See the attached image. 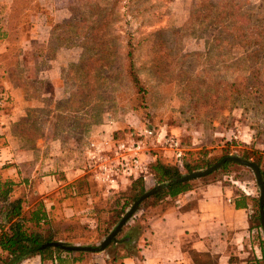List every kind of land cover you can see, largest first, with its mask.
I'll return each instance as SVG.
<instances>
[{
	"label": "rangeland",
	"instance_id": "1",
	"mask_svg": "<svg viewBox=\"0 0 264 264\" xmlns=\"http://www.w3.org/2000/svg\"><path fill=\"white\" fill-rule=\"evenodd\" d=\"M33 1L17 0L10 16L13 44L4 56L7 66L15 61L18 27L29 22L25 12ZM38 1L48 12L47 33L71 94L64 101L70 114L54 116L47 127L34 123L29 128L32 137L47 129L53 133L72 126L79 131L84 124L114 123L123 132L117 139H132L138 130L152 128L155 137L145 141V154L165 158V164L178 162L164 145L165 138L173 137L185 146L184 163L202 167L192 172L228 156L251 161L264 172V0ZM4 10L0 5L1 19ZM5 36L0 29V38ZM5 88L0 83L9 104ZM44 116L41 120L48 118ZM172 158L176 161L169 163ZM189 173L181 168L182 176ZM216 180L237 182L260 195L254 170L236 162H226L191 185ZM159 185L152 182L146 189ZM107 198L97 191L98 227L59 223V234L35 231L52 235L54 242L100 247L117 227L118 213L130 196L114 193ZM130 232L123 229L117 241ZM108 248L114 251L117 246Z\"/></svg>",
	"mask_w": 264,
	"mask_h": 264
},
{
	"label": "crops",
	"instance_id": "2",
	"mask_svg": "<svg viewBox=\"0 0 264 264\" xmlns=\"http://www.w3.org/2000/svg\"><path fill=\"white\" fill-rule=\"evenodd\" d=\"M16 2L0 0L5 6L0 29L6 32L0 38V83L10 96V103L0 113L1 179L16 184L12 199L24 200L26 215L41 209L44 212L40 228L30 225L32 230L58 233L59 223H80L93 229L101 224L96 215L97 191L105 198L128 192L135 179L121 178L114 188L102 183L96 170L87 168L84 146L87 139L107 140L120 128L114 123L84 124L79 131L67 126L31 136L29 128L34 123L47 127L54 116L70 114L64 101L71 93L65 88L64 66L53 54L54 43L47 33L48 12L37 6L38 0L25 12L29 22L18 27L21 39L15 61L11 67L4 64L13 44L10 16L15 13ZM17 72L18 83L14 81ZM42 115L48 118L41 120ZM143 158L150 168L155 155L147 153ZM174 161L172 158L169 163ZM152 182L150 179L144 184L147 187ZM260 206L256 190H245L237 182H197L176 197L140 206L134 220L124 227L130 234L115 243L114 251L62 250L49 259L37 255L21 264H264V260L254 263L258 241L264 240ZM259 244L262 254L264 246Z\"/></svg>",
	"mask_w": 264,
	"mask_h": 264
},
{
	"label": "trees",
	"instance_id": "3",
	"mask_svg": "<svg viewBox=\"0 0 264 264\" xmlns=\"http://www.w3.org/2000/svg\"><path fill=\"white\" fill-rule=\"evenodd\" d=\"M123 132L115 134L121 137ZM187 155L183 160L176 162L175 165L165 164L160 159H156L155 163L150 166V173L152 174L153 184H164L163 190L157 192L155 195L146 200L141 207L156 204L166 197H176L187 190L192 185L191 182H177L176 179L181 177V168L188 172L200 169L202 167L188 166L185 161ZM264 178V172L262 171ZM218 181V180H216ZM220 181V180H219ZM12 181H4L0 178V264H21L24 260L33 257L41 256L43 259H49L54 252H62L59 248L45 247L46 244L54 242L52 235L45 236L43 232L32 230L30 225L38 227L41 219L45 217L44 212L41 210L34 211L30 216L24 212V200L12 199V192L15 187ZM147 192L144 180L135 179L131 184L128 192H119L122 196H130L127 202H124L120 212L118 213V220L116 225L119 224L122 217L126 214L127 210L136 202L143 194ZM127 193V194H126ZM117 194V193H116ZM134 219L132 218V221ZM109 231L107 232V234ZM68 246L73 245L72 242L65 239H58ZM57 241V240H56ZM264 246V240L258 241V251L255 252L254 263H259L264 260V252L261 244ZM64 252V251H63Z\"/></svg>",
	"mask_w": 264,
	"mask_h": 264
},
{
	"label": "built area",
	"instance_id": "4",
	"mask_svg": "<svg viewBox=\"0 0 264 264\" xmlns=\"http://www.w3.org/2000/svg\"><path fill=\"white\" fill-rule=\"evenodd\" d=\"M8 96L0 93V109L7 105ZM152 128L138 130L132 139H117L111 136L107 140L91 138L86 140L84 153L87 168L95 169L102 183L114 188L121 178H140L144 181L152 179L150 168L144 161L145 141L153 139ZM164 145L173 150L177 161L183 160L185 146L181 140L173 137L165 138Z\"/></svg>",
	"mask_w": 264,
	"mask_h": 264
},
{
	"label": "water",
	"instance_id": "5",
	"mask_svg": "<svg viewBox=\"0 0 264 264\" xmlns=\"http://www.w3.org/2000/svg\"><path fill=\"white\" fill-rule=\"evenodd\" d=\"M226 162H236L241 165L247 166L254 170L256 174V180H257V185L260 190V202H261V220L262 224L264 225V179L262 172L259 168L258 165L255 163L241 159L236 156H228L220 160L217 164L211 166L210 168L203 170V171H195L191 172L189 174L183 175L181 177H178L176 179L177 182H190L199 178H203L205 176H208L209 174L219 170L222 168V166ZM165 187L164 184H161L159 186H156L152 188L151 190L147 191L145 194H143L134 204L132 207L126 212V214L122 217L120 220L119 224L115 228L113 232H111L107 238L103 241V243L100 245V247H92V246H80V245H71L68 246L64 244L63 242H50L45 245V247H52V248H59L63 251L66 252H101L106 250L108 246H110L112 243L117 242V236L123 231L124 227L128 224V222L134 217V215L137 213L139 210L141 204L155 195L157 192L163 190Z\"/></svg>",
	"mask_w": 264,
	"mask_h": 264
}]
</instances>
